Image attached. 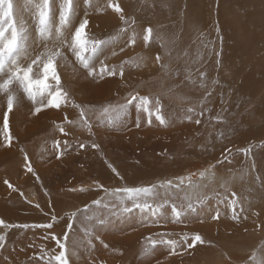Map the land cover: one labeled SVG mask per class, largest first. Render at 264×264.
<instances>
[{
	"label": "rangeland",
	"instance_id": "374dc122",
	"mask_svg": "<svg viewBox=\"0 0 264 264\" xmlns=\"http://www.w3.org/2000/svg\"><path fill=\"white\" fill-rule=\"evenodd\" d=\"M112 2L119 3L122 14L107 6L109 0H93L94 6L82 5L78 15L82 19L87 11L89 36L115 38L94 66L99 70L100 61L116 66L117 75L89 76L69 54L70 67L60 73L62 83L82 105L115 102L129 92L159 98L162 114L171 120L169 127L160 125L155 115L149 125L146 114H141L137 128L132 109L126 128L94 126L95 135L89 136L66 125L70 133L66 137L55 125L63 121L65 113L75 119V109L49 108L33 115L32 105L26 110L28 104H23L22 117L17 113L13 120L8 117L9 144L3 140L0 117V219L10 226L0 225V235L6 237L0 264H47L61 249L55 240L45 237L54 234L63 242L69 214L105 195L97 184L112 189L176 182L178 178H184L183 190L193 193V198L206 197L181 223L171 222L170 204L161 211L164 219L159 224L151 222L146 210L135 208L115 215L101 209L97 214L103 224H89L78 213L66 242L70 264H264V0ZM121 15L135 24L125 25ZM25 19L31 26V17ZM148 27L153 34L146 45L142 37ZM121 28L129 31L121 32ZM131 29L138 34L135 45L126 44ZM130 60L136 66L124 63L121 77L119 67ZM95 82L97 86H92ZM188 108L208 110L196 124V116L191 121L184 119ZM4 109L0 104V114ZM229 109H234L232 114ZM56 140L70 142L59 158L64 149L54 146ZM77 141L85 142L86 147L79 149ZM93 142L99 149L90 147ZM245 149L247 152L242 151ZM26 163L34 173L27 171ZM202 183V189L197 187ZM81 187L87 190L81 192ZM182 195L173 192L172 198ZM233 198L238 201L237 211L244 209L239 220L232 219L228 202ZM217 208L219 219H213ZM52 216H56L55 222ZM48 223H53L51 229L11 227ZM82 228H89L91 235L85 236ZM161 232L172 233L166 238L176 240L187 234L188 243L199 234L205 243L197 242L192 248L185 244L175 253L157 245L154 253L141 255L146 238Z\"/></svg>",
	"mask_w": 264,
	"mask_h": 264
},
{
	"label": "snow or ice",
	"instance_id": "6c2138e0",
	"mask_svg": "<svg viewBox=\"0 0 264 264\" xmlns=\"http://www.w3.org/2000/svg\"><path fill=\"white\" fill-rule=\"evenodd\" d=\"M82 5L93 7V0H0V96L6 102L7 111L3 116V140L6 143H11V136L9 133V120L8 113L13 111L14 107H18L23 100L28 101L33 110V115L41 113L44 109H57L62 110L71 107L76 110L77 116L75 119H69L67 113L64 115L62 122L57 123L55 128L59 133L64 136H69L70 133L66 131V125L84 130L89 136H94L93 128L104 127L111 130H120L127 127V117L131 109H135L136 119L135 126L140 127L141 114H146L147 123L152 124V117L162 126H168L169 119H166L162 114V105L159 98L155 100L148 96H140L138 93L133 94L129 92L121 100L115 102H107L103 105H82L77 103L62 83L60 72L58 71V62L67 61V57L71 54L75 62L87 72L89 76H99L103 78L107 75H117L116 66H108L100 61V68L94 66L96 60L104 52L105 48L114 43V39H97L89 36L86 27L89 24L87 11H84V18H80L78 13ZM115 12L121 13L119 3H113L109 0L107 5ZM31 17V26H29L25 16ZM125 25L135 24L134 20L125 19L121 15ZM121 32L127 33L129 28H121ZM153 29L148 27L143 35V41L147 45L152 39ZM137 32L131 29V34L126 41L127 45H135L137 43ZM123 51V48L121 49ZM116 55V52H112ZM157 60L160 56L157 55ZM133 63V61L122 62L119 67V75L123 76V64ZM134 66H136L134 64ZM201 77H205V73H200ZM217 81H213V84ZM204 87V84H201ZM209 91L207 95H210ZM207 99V96H205ZM135 102V103H134ZM204 100L200 101L203 105ZM151 105V107H150ZM208 109L201 108L197 112L194 108H188L185 119L191 121L193 116H196L195 123L199 124L201 121L198 118L203 115V112ZM219 120V117H217ZM222 135V134H221ZM77 147L83 149L86 147L85 142L77 141ZM57 158L63 156L65 151L70 147L68 140H56L54 146L57 149L61 148ZM90 147L99 149V144L91 143ZM247 152V150H242ZM25 160L27 161V154L25 153ZM227 160V157H225ZM223 163V162H220ZM27 171L34 173V169L30 163H26ZM112 172L121 180L123 177L120 173L109 164ZM214 167V166H213ZM207 169L200 172L203 177ZM37 179L39 177L37 176ZM5 183H8L5 181ZM184 178H178L176 182L172 180L161 181L158 183L134 186V187H118V188H105L102 184H97L99 189L105 193L104 196L93 200L91 205H85L83 209L78 212L69 214L70 221L67 224V230L63 234V242L61 238L50 234V237L55 240L56 245L61 251L51 257L47 264H52L53 260L56 264H70L68 248L66 242L68 240V232L73 230V222L76 220L78 213L84 217V220L91 224L93 221L100 224L104 220L97 213L102 209L103 212L108 214H119L130 212L133 208L146 210L150 216L149 219L152 223L159 224L164 217L161 215L164 206L170 204V220L173 223H181L182 219L196 211L197 206L204 202L206 197L196 196L193 198V193L183 190ZM189 183H191L189 181ZM10 188L11 184L8 185ZM87 189L81 187L79 191L83 192ZM163 190V192H161ZM76 191V189H73ZM173 192H183L182 196L177 199L172 198ZM232 197L236 193L231 194ZM178 201V202H177ZM232 208V219L239 220L240 213L244 211L243 208L237 211L238 201L233 198L228 202ZM36 207H39L37 204ZM92 215H88L89 211ZM220 211L216 210L213 219H219ZM56 216H52L51 220L56 221ZM0 225L5 228L10 227L4 220L0 219ZM11 227L20 228H46L51 229L53 223L46 225H12ZM85 236H90L89 228L81 229ZM172 233H157L155 238L149 236L145 240V244L141 250V255H150L157 245L168 247L172 253L176 252L177 247L192 248L197 242L204 244V239L195 234L188 243L189 237L184 234L181 240L167 239L166 237L172 236ZM6 237L0 235V248L4 247ZM90 243V241H89ZM106 247V245H105ZM76 253L73 252L72 255ZM43 259V256H41ZM255 261V254L250 258Z\"/></svg>",
	"mask_w": 264,
	"mask_h": 264
},
{
	"label": "bare ground",
	"instance_id": "6f19581e",
	"mask_svg": "<svg viewBox=\"0 0 264 264\" xmlns=\"http://www.w3.org/2000/svg\"><path fill=\"white\" fill-rule=\"evenodd\" d=\"M242 1V0H241ZM239 2V1H238ZM237 3V2H236ZM240 3V2H239ZM242 3V2H241ZM243 4V3H242ZM240 5V4H239ZM258 7V6H257ZM239 12V11H238ZM249 12V11H248ZM243 13V12H242ZM248 14H250V13H247V15ZM233 15V14H232ZM242 16V15H241ZM247 18V17H246ZM251 18V17H250ZM237 19V18H236ZM235 20V19H234ZM245 20H247V19H245ZM249 20V19H248ZM236 22V21H235ZM237 23V22H236ZM240 24V23H239ZM235 26H236V24H234ZM246 26V25H245ZM245 26H243V27H245ZM237 27V26H236ZM242 27V28H243ZM235 28V27H234ZM239 28H241V26L239 27ZM249 28V27H248ZM248 28H247V30H248ZM236 29V28H235ZM245 28H243L242 30H244ZM237 31V30H236ZM244 33H246V29H245V32ZM242 43V42H241ZM68 57H69V55H68ZM68 57H67V61H63V62H58V65H59V63H60V67H58V68H61V69H59L58 71L60 72V73H66L67 72V70H64L63 68L64 67H66L67 66V68H69L68 67V65L70 64V63H68ZM75 64V63H74ZM214 69V68H213ZM238 71V70H237ZM62 76H64V77H66V78H69V75L68 74H63ZM162 84V83H161ZM96 85V82L94 83V84H92V86H95ZM97 86V85H96ZM107 86V85H106ZM93 89V88H92ZM214 99V98H213ZM214 103V102H213ZM0 104L2 105V106H4V108L6 109V102H5V100H4V98L1 96V99H0ZM23 104H28V106H27V108H26V110L30 107V109H31V104L28 102V101H26V100H23L22 99V101H21V103H20V105L18 106V107H14L13 108V111L11 112V113H8V117H10V118H12V120L15 118V117H17V115L15 114V113H17V114H19L21 117L23 116V115H21V112L22 111H24L25 110V108H23L22 106H23ZM223 107V106H222ZM234 108V107H233ZM4 109V111L0 114V117H1V119H2V117L4 116V113L7 111V109L5 110ZM132 110V109H131ZM176 110V109H175ZM180 110V109H179ZM234 109H229V111L228 112H231V114L233 113L232 111H233ZM178 112V111H177ZM221 112V111H220ZM227 112V113H228ZM14 113V114H13ZM226 112H225V118H227L226 116L228 115ZM173 115V114H172ZM184 115V114H183ZM229 115H230V113H229ZM175 116V115H174ZM224 118V119H225ZM1 119H0V122H1ZM185 119V118H184ZM201 119V118H200ZM134 120V119H133ZM132 120V121H133ZM2 121H3V119H2ZM171 121V120H170ZM228 121V120H227ZM256 122V121H255ZM127 123H129V122H127ZM184 124V123H183ZM226 124V123H225ZM229 124H230V122H229ZM228 124V125H229ZM0 125H2V124H0ZM159 125V124H158ZM230 125H232V124H230ZM169 127V126H168ZM180 127V126H179ZM172 128V127H171ZM231 128V127H230ZM158 129V128H157ZM167 129V128H166ZM163 130V129H162ZM161 130V131H162ZM224 130V129H223ZM222 130V131H223ZM148 131V130H147ZM181 131V130H180ZM113 132V131H112ZM146 132V131H145ZM144 132V133H145ZM226 132V131H225ZM224 132V133H225ZM246 132V131H245ZM143 133V134H144ZM164 133V132H163ZM194 139V138H193ZM213 140H215V138H213ZM225 141V140H224ZM216 142V141H215ZM210 144H211V142H210ZM171 145V144H170ZM217 145V144H216ZM211 146V145H210ZM213 147V146H212ZM211 148V147H210ZM209 148V149H210ZM213 149H215V148H213ZM212 149V150H213ZM261 151V150H260ZM264 163V162H263ZM203 184L204 183H202V184H200V186H197V187H199V188H201L202 189V187H203ZM215 187V186H214ZM208 210H209V208H207ZM218 209V208H217ZM137 217V216H136ZM188 225V224H187ZM227 226V225H226ZM175 234V233H174ZM122 237V236H121ZM143 239H145V238H143ZM125 240V239H124ZM145 242V241H144ZM157 250H158V248H156ZM155 252V250H153V252L152 253H154ZM158 252V251H157ZM138 253V252H137ZM135 255H137V254H135ZM154 255V254H153ZM160 254H158V256H159ZM148 256V255H147ZM164 256V255H163ZM160 257V256H159ZM162 257V256H161ZM154 259H156V258H154ZM153 259V260H154ZM158 259V258H157ZM151 260V259H150ZM152 261V260H151ZM155 261V260H154ZM137 262V261H136ZM138 263V262H137ZM141 264V263H140Z\"/></svg>",
	"mask_w": 264,
	"mask_h": 264
}]
</instances>
